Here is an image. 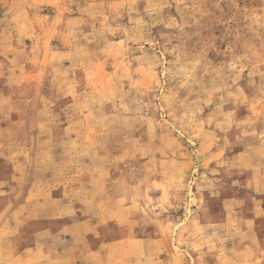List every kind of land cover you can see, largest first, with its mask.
Listing matches in <instances>:
<instances>
[{
	"label": "rangeland",
	"instance_id": "obj_1",
	"mask_svg": "<svg viewBox=\"0 0 264 264\" xmlns=\"http://www.w3.org/2000/svg\"><path fill=\"white\" fill-rule=\"evenodd\" d=\"M0 264H264V0H0Z\"/></svg>",
	"mask_w": 264,
	"mask_h": 264
}]
</instances>
